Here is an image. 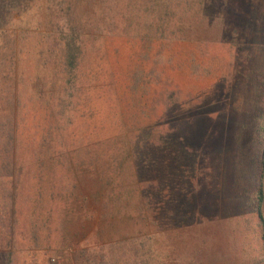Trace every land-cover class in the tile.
Wrapping results in <instances>:
<instances>
[{"label": "rangeland", "instance_id": "obj_1", "mask_svg": "<svg viewBox=\"0 0 264 264\" xmlns=\"http://www.w3.org/2000/svg\"><path fill=\"white\" fill-rule=\"evenodd\" d=\"M203 1L204 23L192 44L157 42L151 50L129 37L99 42L101 54H92L85 70L109 83L116 92L107 95L111 103L99 102L93 88L59 112L58 131L52 114L42 123L61 160L55 167L50 156L46 159L43 205L35 212L41 217L40 250L33 241L34 204L28 201L36 191L31 180L36 153L21 143L18 159L27 176L17 204L14 264H66L86 245L156 231L161 248L183 255L186 264H249L250 227L238 215L243 202L236 176L256 173L262 158L254 118L264 114V0ZM23 69L28 81L34 77L30 55ZM142 70L154 76L150 97L126 90L130 76ZM153 94L157 121L164 125L157 134L169 135L177 145L175 155L153 152L144 132L127 133V126L147 123L140 110ZM99 140L107 142L94 147ZM131 144L140 161H125L120 171L117 157L127 159ZM103 157L111 159L109 164L116 158L114 169L100 168L101 179H86L98 174ZM115 176L123 182H114ZM113 189L123 194L120 204ZM131 190L141 205L132 202ZM200 206L203 222L195 215ZM230 212L235 218L225 217ZM177 257L172 264H180Z\"/></svg>", "mask_w": 264, "mask_h": 264}, {"label": "trees", "instance_id": "obj_2", "mask_svg": "<svg viewBox=\"0 0 264 264\" xmlns=\"http://www.w3.org/2000/svg\"><path fill=\"white\" fill-rule=\"evenodd\" d=\"M204 10L203 0H0V264H14L12 250L18 222L17 204L27 176L18 159L21 143L36 153L32 161L36 170L31 178L36 191L28 201L34 204L33 241L36 250H40L41 217L36 213L43 205L46 159L50 156L55 167L61 160V155L56 156L59 154L56 145L52 147L49 142L50 134L46 136V127L41 125L52 114L53 127L58 131L56 119L61 116L59 112L69 108L78 95L93 88L99 93L107 90L106 95L98 93V101L104 105L111 103L107 97L109 91L113 92L109 90V83H103L96 74L91 75L85 70L91 55L101 54L99 42L111 37H129L151 50L157 42L165 46L192 44L197 42L201 33ZM29 55L36 73L28 81L23 67L24 59ZM130 80L132 84L126 90L134 93L143 91L146 96H151L148 89L153 85L152 73L146 75L142 70L132 74ZM27 87L30 91L23 93ZM155 98L153 94L151 103L140 110L147 123L143 126L133 123L126 127L127 133L135 136L144 132L147 145L152 146L153 152L158 148V151L165 153L167 150L175 155V142L168 134H157L164 125L157 121ZM254 121L262 158L256 162V173L240 171L241 174L236 176L243 202L238 215L250 227L246 235L251 245L249 264H264V114L257 115ZM106 142L96 141L94 147L103 146ZM126 156L127 159L122 157L121 160L118 159L120 156L117 157L120 166L125 161H133L134 164L140 161L132 144ZM110 160L103 157L102 165H97L98 174L86 175V179H101L100 168L114 169L116 158L111 164ZM68 166L76 171L74 165ZM117 180L123 182L120 177H116L114 182ZM112 194L114 202L120 204L121 190L113 189ZM130 194L132 202L141 205L137 200L138 193L131 190ZM147 208L151 215L155 214L153 208ZM105 209L110 214L108 205ZM201 209L202 206L198 207L195 213L198 222L204 221L199 216ZM225 217L235 218L232 212ZM159 236L156 231L154 235L132 236L104 245L89 244L70 254L66 264H172L174 256H178L180 264H186L183 255L165 246L161 248L164 244H160ZM34 255L35 252L28 254L29 257Z\"/></svg>", "mask_w": 264, "mask_h": 264}]
</instances>
